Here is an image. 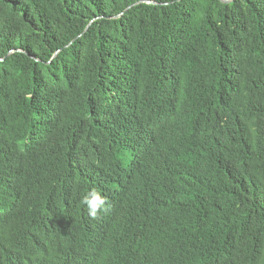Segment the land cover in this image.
Listing matches in <instances>:
<instances>
[{
	"label": "trees",
	"instance_id": "1",
	"mask_svg": "<svg viewBox=\"0 0 264 264\" xmlns=\"http://www.w3.org/2000/svg\"><path fill=\"white\" fill-rule=\"evenodd\" d=\"M0 264H264V0H0Z\"/></svg>",
	"mask_w": 264,
	"mask_h": 264
},
{
	"label": "clouds",
	"instance_id": "2",
	"mask_svg": "<svg viewBox=\"0 0 264 264\" xmlns=\"http://www.w3.org/2000/svg\"><path fill=\"white\" fill-rule=\"evenodd\" d=\"M81 203L87 205L89 216L96 218L99 212L105 210L106 200L98 192H94L91 198L85 197Z\"/></svg>",
	"mask_w": 264,
	"mask_h": 264
},
{
	"label": "water",
	"instance_id": "3",
	"mask_svg": "<svg viewBox=\"0 0 264 264\" xmlns=\"http://www.w3.org/2000/svg\"><path fill=\"white\" fill-rule=\"evenodd\" d=\"M223 1H227V0H223Z\"/></svg>",
	"mask_w": 264,
	"mask_h": 264
}]
</instances>
